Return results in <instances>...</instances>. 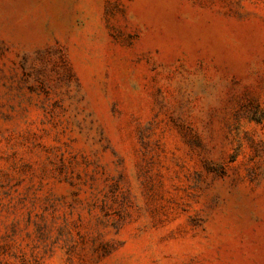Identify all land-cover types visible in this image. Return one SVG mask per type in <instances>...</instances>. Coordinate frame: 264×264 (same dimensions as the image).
Masks as SVG:
<instances>
[{
  "label": "rangeland",
  "instance_id": "374dc122",
  "mask_svg": "<svg viewBox=\"0 0 264 264\" xmlns=\"http://www.w3.org/2000/svg\"><path fill=\"white\" fill-rule=\"evenodd\" d=\"M0 264H264V0H0Z\"/></svg>",
  "mask_w": 264,
  "mask_h": 264
}]
</instances>
